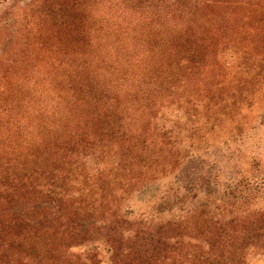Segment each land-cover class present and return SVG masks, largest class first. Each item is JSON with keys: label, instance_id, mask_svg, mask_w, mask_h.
<instances>
[{"label": "trees", "instance_id": "16d2710c", "mask_svg": "<svg viewBox=\"0 0 264 264\" xmlns=\"http://www.w3.org/2000/svg\"><path fill=\"white\" fill-rule=\"evenodd\" d=\"M260 102L264 0H0V264H264V176L199 154Z\"/></svg>", "mask_w": 264, "mask_h": 264}, {"label": "rangeland", "instance_id": "374dc122", "mask_svg": "<svg viewBox=\"0 0 264 264\" xmlns=\"http://www.w3.org/2000/svg\"><path fill=\"white\" fill-rule=\"evenodd\" d=\"M99 10L104 9L99 8ZM113 14H115V11L110 13V15ZM135 60L136 56L131 58L132 62ZM247 119L249 125L245 128V131L241 133L240 140L237 142L228 143L224 140V137L220 140L217 139L215 141V146L208 149L209 151L207 152L204 146L201 147L199 154H206L204 156L205 166L203 170V172H206L205 179L208 177L215 178L217 173H219L218 186L230 184L231 179L243 180V182L255 186L257 185L255 184L256 179L264 176V102L256 104V106L249 111ZM211 142H213V140ZM191 166L193 169L190 171H193L195 164L191 163L189 167ZM191 180H193V177L188 175L182 182L184 183L182 185L186 186V182L188 181L191 183ZM174 182V178H166L160 183V188L163 189L166 187L174 190L176 189ZM189 195L194 196V192ZM202 198H204V196L201 193L196 200L201 201ZM193 200L195 199L187 198L188 203ZM128 207L130 208L128 212L133 211L134 215H138L145 210H150V206L147 205L146 202L135 200L128 201L124 208ZM165 218H169V214H166Z\"/></svg>", "mask_w": 264, "mask_h": 264}]
</instances>
